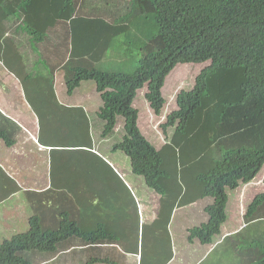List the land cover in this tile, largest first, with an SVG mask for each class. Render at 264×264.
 <instances>
[{
  "label": "trees",
  "instance_id": "trees-1",
  "mask_svg": "<svg viewBox=\"0 0 264 264\" xmlns=\"http://www.w3.org/2000/svg\"><path fill=\"white\" fill-rule=\"evenodd\" d=\"M12 1L0 0L2 34L7 31V19L16 14L22 16V29L33 44L42 42L46 32L58 22L68 25L72 66L65 68L67 92L71 94L80 84L88 82L95 86L101 100L94 121L87 115L81 119L73 117L77 143L89 149L94 148V143H111L110 151L129 157L133 174L142 177L145 185L161 197L162 214L151 229L153 243L149 246L151 242H142L152 260L163 255L165 261L161 264L171 259L167 250L172 241L169 226L176 210V191L173 186L161 183L160 179L165 176L161 170L162 158L137 129L138 113L132 103L137 92L146 86L145 99L159 116L165 105L161 88L175 65L210 63L196 77L192 89L182 90L177 95V109L166 117L162 129L166 132L175 127V133L183 134L188 121L200 123L198 114L205 115L207 121L210 119L214 167L197 176L198 184L205 185L197 200L208 205L207 218L200 227L189 230L188 241L193 244L198 238L203 246L213 244V237L220 234L227 218V190L251 182L264 165V0H128L124 1L126 7L116 5L114 9H104L109 19L102 16L104 12L98 18L85 19L82 13L84 15L83 8L87 7L80 8L77 0H57L52 7H35L36 12L44 13L42 15L52 14V21H38V17L29 19L25 3L30 0L22 1L16 10ZM120 37L126 40L117 44ZM122 47L127 48L126 57L133 52L138 56L132 74L109 73L96 68L110 51L117 52ZM16 53L15 59L20 58L19 52ZM6 66L13 69L12 65ZM17 75L22 77L20 73ZM25 75L23 84L28 86L31 80L28 85L26 80L33 78L31 74ZM120 123L122 129H118ZM42 129H46L44 124ZM2 138L12 146L14 141L6 140L0 133ZM73 148L69 147L67 157L82 156L83 166L78 167V172L71 171L74 163L56 169L55 155H51L50 163L53 185L60 181L57 170H62V174L69 171L63 176L68 175V181L62 193L72 200L67 205L70 214L64 221L47 226L33 216L27 232L0 243V264H45L64 257L74 259L78 251L69 253L77 248L74 239L81 236L86 241L79 247L99 248L101 237H105L101 225L98 224L94 232L82 231L71 209L79 192L114 189L118 182L102 154L97 152L98 157L88 151L74 152ZM18 191V184L0 166V203ZM26 194L30 197L35 193ZM100 200L102 197L98 202ZM260 219H264V194L249 204L243 216L244 224ZM116 235L114 232L108 238L115 241ZM236 240L233 252L239 257V264H264V242L249 241L242 236ZM137 249L131 246L129 251L137 255ZM61 263L77 264L75 260ZM82 264L108 263H99L90 256Z\"/></svg>",
  "mask_w": 264,
  "mask_h": 264
},
{
  "label": "crops",
  "instance_id": "crops-1",
  "mask_svg": "<svg viewBox=\"0 0 264 264\" xmlns=\"http://www.w3.org/2000/svg\"><path fill=\"white\" fill-rule=\"evenodd\" d=\"M22 1L24 0H13L11 2L13 9L16 10ZM56 2L57 0H30L26 2L28 18L34 20L38 17V21H52V14L42 15L44 13L42 11L36 12L35 7H52ZM76 3L80 8L87 7L83 8L84 15L82 13L85 19L98 18L101 16L99 15L101 12H104L102 14L105 15L104 18L109 19L108 11L104 10L107 7L101 6L99 0H77ZM97 6H101V8ZM0 13H2V9H0ZM22 19V16L19 17L17 14L15 17L8 18L6 21L7 31L3 34L0 32V133L5 135L6 140L14 141L12 146H8L3 138L0 139V166L19 187L18 193L0 203V225L10 224L13 229H11L12 235L27 232L30 228L29 221L33 216L40 218L41 224L47 226L58 221H64L67 214H70L67 205L72 200L62 193V188L67 186L68 181V175L65 178L63 176L69 171L67 170L62 174V170H57L60 177L59 184H51V155H55L54 158H57L54 159L56 169L62 165L74 163L75 168L72 167L71 171L78 172V167L81 169L83 166L82 156L74 154L72 157H67L69 147H75L71 150L80 153L81 151H75V149L83 148L82 144L77 143L75 136L77 130L74 128L73 117L81 119L87 115L89 118L91 117L92 121L91 111L89 112L88 109L89 104L85 99L87 95H84L88 94L89 87H81L90 83L80 84L71 94L67 92L66 88L67 69L63 65H66L69 59L68 25L65 22H58L46 32V38L42 42L33 44L26 31L22 29ZM19 48L29 50H20ZM16 51L21 55L20 58L17 56L15 59ZM6 65H12L13 69L11 70L10 66ZM37 65H43L44 68L37 70ZM45 67L48 68V73L44 72ZM18 73L22 77L18 76ZM25 74H31L30 77L33 78L26 80L27 85L31 80L28 86L23 84V79L27 76ZM43 124L46 126L44 130L42 129ZM36 138L46 147L41 146L40 143L38 144L41 148L37 146ZM101 144L104 143L99 142L97 145L94 143V149L96 150ZM105 146L107 153H110L108 146ZM50 147L56 149L52 151L54 153L47 150L41 151V149H51ZM99 149L96 151L100 155L103 154V149L102 151ZM116 153L118 151L111 152L112 155H116ZM78 160H80L79 164ZM112 176L118 181L114 175ZM136 177L139 178V176ZM127 181L136 180L131 178ZM119 183L114 189H98V191L91 189L85 194L79 192L76 196L74 209L71 210L78 227L82 231L91 229L94 232L100 224L105 233V237H101V242L100 238L96 239L97 242H100V246L96 250L85 249L84 246L77 248V257H75L77 264L84 263L90 256L97 259L99 263L106 261L108 264H127V261L119 255L136 257V254L129 251L131 245L126 248L124 253L116 246H113V250L103 248L109 243L112 245H116L117 242L125 243L126 228L130 222L129 210H125L127 207L134 208L132 215L140 221L139 216L141 214H139L137 204L124 187L125 190L119 187ZM28 192L35 194L27 197L26 193ZM98 193L102 197L100 202L98 199L101 197ZM156 195L160 200V196ZM156 195L155 197L158 198ZM122 196L124 203L122 207L113 212L105 210L110 207V200L114 201L122 198ZM149 211L152 210L144 209L146 213ZM177 211L176 209L173 214L172 222L179 213ZM189 227L188 222L184 231L188 230ZM114 232L117 235L115 241H111L108 236ZM1 237L2 235H0ZM83 237H76L78 245L81 243L84 245L86 239H82ZM152 240L153 238L146 242ZM152 243L148 245L150 246ZM216 243L217 241L213 240V244L216 245ZM82 248L85 250H80ZM191 248L193 251L199 247L193 243ZM188 254L189 252L182 251V260ZM137 261L136 257V264H138ZM198 261L189 264H197Z\"/></svg>",
  "mask_w": 264,
  "mask_h": 264
},
{
  "label": "rangeland",
  "instance_id": "rangeland-1",
  "mask_svg": "<svg viewBox=\"0 0 264 264\" xmlns=\"http://www.w3.org/2000/svg\"><path fill=\"white\" fill-rule=\"evenodd\" d=\"M101 6L120 7L125 6L128 0H99ZM116 2V4H115ZM101 6H97L100 7ZM126 7V6H125ZM99 8V9H100ZM111 12V11H110ZM105 16V15H102ZM126 40L124 37L117 39V44ZM20 50H29L22 49ZM126 47L116 51H110L107 58H104L99 64L96 65L98 70L109 73L117 74H132L136 66L135 62L138 58L136 52L127 53L125 56ZM207 63H179L166 75L163 86L161 88V96L164 99V107L159 116H156L150 109L149 103L145 99L146 86L137 92V95L132 103V107L137 110V129L140 134L155 148L162 158L161 170L165 173V176L160 179L166 185L174 188L176 191L175 206L179 212L174 222H170L171 232V244L167 252L171 256V259L167 264H189L196 259L201 258V261L197 264H239V257L233 252L234 243H237L238 236H242L245 239L257 240L264 242V219L253 221L249 224H244L243 216L246 212L249 204L260 195L264 194V165L257 173L255 178L246 184H240L234 190H227L228 203L226 205V220L221 226L220 234L213 237L214 241H217L215 247L211 250V246H201L202 243L198 238H195L192 242L197 244L199 248L192 251L191 242L188 241L190 236L189 230L198 228L206 222V211L208 205L202 200H197L201 197L204 186L198 184L197 176L206 173L209 169L214 167L212 160V141L210 131V119L207 121L203 114L197 115V122L190 120L186 124L185 132L183 134L175 133V127H170L163 131L162 125L166 121V117L176 110V98L182 90H190L194 86L196 77L200 72L209 66ZM72 66L70 59L66 62V65ZM43 65H37L36 69H43ZM45 73H48V68L45 67ZM88 83V82H87ZM82 88H88V94L86 96V102L89 104L88 109L91 111L92 121L95 119V114L101 105L99 94L95 91V86L92 84L82 85ZM173 101V102H172ZM207 121V122H206ZM177 126V124H176ZM123 124L120 123L118 129H122ZM35 141L40 143L36 138ZM39 141V142H38ZM105 145L110 149L111 143L105 142ZM104 144H101L96 148L98 151H104L103 160L114 173L118 179L119 187L126 189L132 197V200L137 204V208L140 211L139 220L134 218L132 211L134 208L127 207L125 210H129L130 222L126 228V240L122 244L116 243V248L123 253L126 252V248L131 245L137 249V263L146 264L153 263L161 264L165 261L163 255L158 260H152L147 253L144 240H150L153 238V229L162 214V203L159 197L148 188L142 177H136L131 170V163L129 157H126L123 153L118 152L116 155H112L111 152L107 153V148ZM41 146H44L40 143ZM39 144V146L41 148ZM97 145V144H96ZM38 147V148H39ZM46 147V146H44ZM39 148V149H40ZM51 149H41V151H55L54 147ZM94 148H77L75 151L90 152L96 156L98 153ZM87 152V153H88ZM89 153V154H90ZM99 157V156H98ZM135 179L136 181L128 182L127 180ZM122 185V186H121ZM124 187V188H123ZM124 189V190H125ZM158 197L156 198L155 195ZM161 199V197H160ZM111 205L107 212H113L124 205L123 196L117 200H110ZM144 209L152 210L148 213L144 212ZM173 217V215H172ZM5 218H8L5 216ZM190 227L186 229L187 223ZM12 226L10 224L0 225V243L6 238L11 239ZM22 233V232H21ZM19 234V233H16ZM77 248L79 245L74 239ZM188 244H190L188 246ZM168 246V245H167ZM73 250L71 253H75L77 250ZM113 250V248L111 249ZM182 251L188 253L186 258L182 260ZM207 251H210L208 254ZM119 255L117 252H115ZM121 258L127 261V264H136V257H126L119 255ZM208 256V257H207ZM168 258H166L167 261ZM72 261L75 258H63L55 261H48L45 264H62L61 262ZM76 261V260H75ZM64 263V262H63Z\"/></svg>",
  "mask_w": 264,
  "mask_h": 264
},
{
  "label": "clouds",
  "instance_id": "clouds-1",
  "mask_svg": "<svg viewBox=\"0 0 264 264\" xmlns=\"http://www.w3.org/2000/svg\"><path fill=\"white\" fill-rule=\"evenodd\" d=\"M212 245V244H211ZM210 245V246H211ZM113 246H115V244H111V243H109V244H106L105 246H103V248H110V250L113 248ZM201 246H203V245H201ZM215 247V245L213 244V247L212 248H214ZM210 251H207V253L206 254H208ZM136 257H138V255H136ZM208 257V256H207ZM199 260V261H198ZM195 261H198L197 263H199L200 261H201V258H199V259H196ZM194 261V262H195Z\"/></svg>",
  "mask_w": 264,
  "mask_h": 264
}]
</instances>
